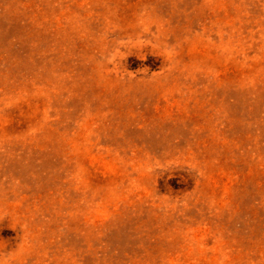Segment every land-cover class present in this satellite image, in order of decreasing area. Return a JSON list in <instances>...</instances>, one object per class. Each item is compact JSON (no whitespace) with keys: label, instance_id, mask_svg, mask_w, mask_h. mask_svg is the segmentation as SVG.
<instances>
[{"label":"rangeland","instance_id":"obj_1","mask_svg":"<svg viewBox=\"0 0 264 264\" xmlns=\"http://www.w3.org/2000/svg\"><path fill=\"white\" fill-rule=\"evenodd\" d=\"M0 264H264V0H0Z\"/></svg>","mask_w":264,"mask_h":264}]
</instances>
